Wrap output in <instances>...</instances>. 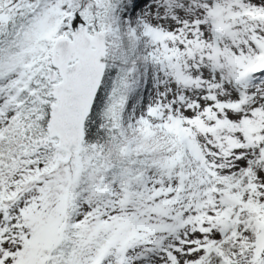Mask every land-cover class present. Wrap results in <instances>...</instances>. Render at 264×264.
I'll use <instances>...</instances> for the list:
<instances>
[{
	"label": "snow or ice",
	"instance_id": "1",
	"mask_svg": "<svg viewBox=\"0 0 264 264\" xmlns=\"http://www.w3.org/2000/svg\"><path fill=\"white\" fill-rule=\"evenodd\" d=\"M0 264H264V0H0Z\"/></svg>",
	"mask_w": 264,
	"mask_h": 264
}]
</instances>
